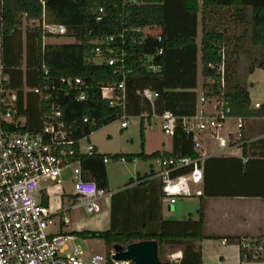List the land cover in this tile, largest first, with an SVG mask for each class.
I'll return each instance as SVG.
<instances>
[{
	"label": "trees",
	"instance_id": "16d2710c",
	"mask_svg": "<svg viewBox=\"0 0 264 264\" xmlns=\"http://www.w3.org/2000/svg\"><path fill=\"white\" fill-rule=\"evenodd\" d=\"M41 2H44L42 8ZM183 11L188 16L196 15L210 8H235L251 9L249 20L248 39L252 46L264 49V0H181ZM101 9L102 13L98 14ZM164 0H0V40H1V82L0 87L5 91H12L17 97V108L27 116L36 115V126L26 125L25 129L35 131L40 123L43 113L48 112V103L40 102L37 96L24 92V86L30 90L43 81L42 67L49 69V77L56 81L60 77L81 78L87 86V99L76 103L70 98L62 97L57 102L63 112V120L72 131V139L75 142L73 161H79L82 177L85 180H93L99 189L108 190V180L103 163L104 159L116 160L120 158L125 162L136 159L153 160L158 156L163 157H195L193 141L190 135L184 133L180 120L175 122L172 133L173 151L171 154L155 152L149 156L144 154V127L140 123L139 154L134 155H102L95 152L92 155L80 153L78 143L89 137L92 133L108 126L120 119L122 111L118 107H111L109 101L101 96L100 89L106 85H113L118 78L112 75V70L105 62H96L94 50L101 45L105 38L114 37L111 47L121 45L119 36L124 35L125 45L122 47L127 54V64L132 69L131 75L126 80V105L129 95L133 93L131 84L135 80H154L161 84L164 74L165 53L174 49L193 47L196 44L195 37L184 36L178 39L164 36ZM99 18V20H98ZM44 22L48 25H58L65 28L62 36L47 37L60 39L62 37L73 40L66 44L42 45V31L40 27L24 26L28 23ZM201 40H200V65L201 77L204 81V89L208 88L207 80L215 81L214 92L217 95V67L221 62L220 52L226 48L230 52L232 40L226 38L220 30H208L207 20L201 14ZM148 28L150 34L142 36L141 32ZM23 36L25 38L23 44ZM157 36L162 41L157 40ZM163 49L162 55H157L159 49ZM23 53L25 60L23 62ZM235 52H230L228 61L227 90L219 96L220 100L227 103L230 112L228 117L245 120L252 117H264V106L258 110L250 108V97L247 90L239 84H232V76L235 73L230 61L234 59ZM158 67L156 72L147 69L148 66ZM24 66V70H23ZM264 67L263 63L258 64ZM6 78V79H5ZM231 85V86H230ZM159 87L160 100L162 96ZM3 106L0 103V111ZM126 110V107H125ZM32 116V117H33ZM87 118V122L83 119ZM6 127V126H5ZM6 128L12 129V126ZM242 140V139H241ZM206 159L203 161V164ZM187 169L177 170L174 175L187 173ZM152 176V173L143 178ZM206 188V186H205ZM206 189H204V194ZM202 193V194H203ZM197 230L183 234L161 233H115L105 232H81L72 235L81 238L102 240L109 254L113 246L118 244L126 246L140 241H155L157 244V256L166 247H181L182 257L179 264H202L201 252L193 249V242L206 239L203 234V203L200 201L197 211ZM239 249L241 262L264 263V238L247 242L245 239L234 237L229 239ZM261 249L258 251V249ZM162 264H170L162 262Z\"/></svg>",
	"mask_w": 264,
	"mask_h": 264
},
{
	"label": "crops",
	"instance_id": "0c3cea01",
	"mask_svg": "<svg viewBox=\"0 0 264 264\" xmlns=\"http://www.w3.org/2000/svg\"><path fill=\"white\" fill-rule=\"evenodd\" d=\"M164 14L165 37L172 39L184 36L195 37L196 44L193 47L166 51L161 84L158 81L146 79L135 80L131 84L134 92L129 95L125 110L128 126L124 129L120 128L119 121V128L126 130L129 127V118L138 119L139 127L140 123L144 127L143 150L147 156L155 152L171 154L173 151L172 135H166L159 126L160 116L163 113L171 114L177 119L190 118L201 113H212L210 105L200 103L201 95L205 91L200 65L201 14L207 20L208 30H220L225 33L226 38L231 40L245 33L244 35L248 39L251 9L249 7L243 9L210 8L204 13H201L200 10L198 14L188 16L183 11L181 0H164ZM48 39L54 38H46L42 45L56 44L47 43ZM24 40L23 36V44ZM239 45L238 42L233 43L231 52L238 53ZM22 58L24 62L25 53ZM236 68L237 66H234L235 72ZM235 75L236 73L232 76V84H239L247 90L250 97V108L253 109L251 106L260 102L252 97L246 84L234 80ZM160 86L163 92L162 96L160 100L157 98L153 105L137 94L138 91L144 89L159 94ZM23 90L31 93V90L25 86ZM19 112L25 118L26 125L36 126L34 123L37 120L36 115L27 116L23 111ZM145 114L148 115L147 118H145ZM236 123V119L228 120L225 133H236ZM146 125L150 128L151 135L159 134L160 138L154 140L153 136H150L149 133L146 134ZM240 135L243 145L232 147L223 154L218 153V147L210 136L205 134L200 138L201 150L206 154V162L202 164L203 181L199 185H191L193 192L191 197L179 198L174 204L163 201L161 183L155 176L153 162L147 165L140 159L129 163L118 161L121 163L119 165L123 167L124 173L115 180L113 173L107 168L110 163L108 160L107 163H104L108 190L105 197L99 201V213L92 214L89 221L75 225L68 233L63 231L66 226H61L59 231L71 235L81 232L105 231L124 234H154L158 231L177 234L195 232L198 221L197 211L199 203L202 201L203 234L205 237L217 238V242H211L212 239H210L211 241L206 239L193 242V249H199L201 252L202 264H254L256 261L241 262L238 246L230 242L229 239L238 237L250 242L264 238V117L257 116L243 120ZM82 140H85L87 145L92 144L97 154L117 156L134 155L141 152L139 145V151L134 149L132 152L115 151L110 153L104 151L100 145L91 143L89 137ZM130 141L133 142V140ZM80 142V150L85 153V148H81ZM149 173H152V176L143 178ZM70 182H72L71 172ZM204 189H206L205 194L203 193ZM196 191H201L203 194L196 196L194 195ZM69 196L72 198L71 195ZM65 197L64 194L61 207L68 213L70 210L68 211V207H64ZM69 201H73V198ZM69 204L71 203L69 202ZM56 221L57 219H54L51 226L52 233L58 231L57 229L52 230V227H57ZM77 238L85 240L89 237L75 236V242ZM223 240L226 242L224 243ZM165 250L171 254V261L176 264L180 263L181 247H166ZM83 252L85 253V251ZM93 254L100 253H85L87 256ZM257 264L264 263L257 262Z\"/></svg>",
	"mask_w": 264,
	"mask_h": 264
},
{
	"label": "built area",
	"instance_id": "2783aa9c",
	"mask_svg": "<svg viewBox=\"0 0 264 264\" xmlns=\"http://www.w3.org/2000/svg\"><path fill=\"white\" fill-rule=\"evenodd\" d=\"M41 6L44 7V2H41ZM100 13L101 9L98 10V14ZM1 22L0 17V25ZM31 25L41 28L42 44L48 38L47 35L62 36L66 32L63 26L48 25L44 20ZM136 32H141L142 36L151 33L148 28ZM157 40L161 42L162 38L157 36ZM113 43L114 37L105 38L100 42L101 45L95 48L94 53L96 62H105L111 68L112 75L118 78L117 83L101 87L100 92L111 107L121 109L120 128L124 129L128 126L125 114V84L132 69L127 64V54L122 48L125 45L124 35L119 36L121 44L119 48L111 47ZM230 52L226 48L220 52L217 95H213L215 81L207 80L208 88L200 98L201 104L211 106L212 113H201L180 119L168 113L160 116V129L166 135H172L175 122L180 120L182 130L192 138L196 154L193 158H165L160 155L152 160L155 176L161 183L163 201L168 204H174L179 198L191 197L193 195L191 185L202 183V164L206 154L201 150L199 140L203 135L211 137L220 154L232 147L243 145L240 135L243 120L228 117L230 109L226 102L219 99L227 90ZM162 54L161 48L157 55ZM147 69L156 72L158 67L152 65ZM42 72L41 85L33 88L31 93L37 96L40 102L48 103V112L43 113L35 131L25 129V118L17 108L16 94L2 88L0 90L2 96L9 93L0 100L3 106L0 115V264H129L113 260V250L109 254L87 256L75 243V236L59 231L61 226L69 224V219L61 206L59 208L51 205L53 197L51 198L49 188L57 191L53 194L54 200H62L64 194L60 178L64 170H70L73 186L71 194L73 201L68 206V211L83 208L86 213L97 214L100 211L99 201L105 197L106 192L99 189L93 180L83 179L80 162L71 159L74 155L75 142L57 102L62 97L70 98L76 103L85 101L86 83L78 77H60L54 81L49 77V69L46 66L42 67ZM137 94L150 105L159 97L157 92L149 89L138 91ZM262 106L264 104L255 103L251 107L260 109ZM144 116L148 117L147 114ZM230 119L237 121L234 134L225 133L226 122ZM83 122H87V118H84ZM8 125L12 126V129L6 128ZM79 151L82 153L80 147ZM95 152V147L88 144L85 153L82 154L92 155ZM118 161L125 162L122 158ZM107 162L108 159L103 160V163ZM180 169H187L188 172L174 175ZM194 195L201 196L202 192L196 191ZM54 219H57L58 231L52 233ZM260 250L259 248L258 251Z\"/></svg>",
	"mask_w": 264,
	"mask_h": 264
},
{
	"label": "rangeland",
	"instance_id": "374dc122",
	"mask_svg": "<svg viewBox=\"0 0 264 264\" xmlns=\"http://www.w3.org/2000/svg\"><path fill=\"white\" fill-rule=\"evenodd\" d=\"M24 26L33 27L31 23H24ZM236 31V28H235ZM243 33L238 38H232V43H239V49L238 53H235L234 61H230V64L234 70V66L236 68V81H239L240 83L246 84V88L250 90V93L254 99H257L261 104H264V67H259V63L264 64V49L259 47H254L251 45L250 41L246 39V35ZM47 43H72L73 40L67 39V38H60L58 40L55 39H48L46 41ZM231 51V48H230ZM237 55V56H236ZM0 82H1V75H0ZM1 90V87H0ZM5 93V92H4ZM8 92L5 93L4 96L0 94V100L1 97L4 98L5 96H8ZM1 115V111H0ZM129 127L126 130H121L119 128V120L109 124L106 127H103L99 129L98 131L92 133L89 136V140L91 143L100 145L103 147L104 151L114 153L115 151H127L132 152L139 151V145H140V137H139V120L135 118H129ZM160 126V125H159ZM146 134H150V136H153V139L160 138L161 135H151L150 128L146 125ZM167 137V136H166ZM166 137H162L163 139ZM130 140H133L131 142ZM81 148H85L87 146V143L85 140H81L80 142ZM138 146V147H137ZM137 149V150H136ZM147 165L152 160H143ZM119 163L116 160H111L110 163L107 165V168L113 173L115 180H117L118 177L121 176L122 173H124L123 167L119 165ZM61 184L60 186L63 188V192L66 195L64 200V207H68L71 203L72 198L69 196L71 195V192L73 190L72 182H70V172L69 170H66L62 173V176L60 178ZM50 184V183H49ZM48 185V184H47ZM49 191L51 192V197L54 198V193L57 192L53 188H49ZM51 200V205L53 207L61 206V199H53ZM68 198V201H67ZM68 219L69 223L67 224L65 228H63L64 232H70L72 227L78 224H84L86 221H89V218L92 217V214L86 213L83 208H77L74 210H71L70 212L65 214ZM58 230L56 226L52 227V230ZM211 241V240H210ZM211 242H217V239H212ZM79 247L88 253H100V254H106L107 253V247L104 245L103 241L98 239H79L77 238L76 242ZM170 253L168 250H164L163 253L160 255V261L161 262H169L170 264H176L170 259ZM216 263V261H214ZM254 264H257L255 262Z\"/></svg>",
	"mask_w": 264,
	"mask_h": 264
},
{
	"label": "water",
	"instance_id": "95a60500",
	"mask_svg": "<svg viewBox=\"0 0 264 264\" xmlns=\"http://www.w3.org/2000/svg\"><path fill=\"white\" fill-rule=\"evenodd\" d=\"M113 260L129 264H162L157 256L155 241H140L126 246H113Z\"/></svg>",
	"mask_w": 264,
	"mask_h": 264
}]
</instances>
